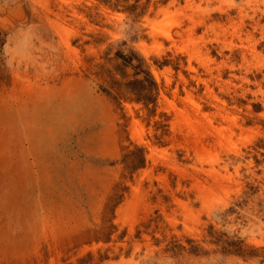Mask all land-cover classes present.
<instances>
[{
  "label": "rangeland",
  "instance_id": "obj_1",
  "mask_svg": "<svg viewBox=\"0 0 264 264\" xmlns=\"http://www.w3.org/2000/svg\"><path fill=\"white\" fill-rule=\"evenodd\" d=\"M0 264H264V0H0Z\"/></svg>",
  "mask_w": 264,
  "mask_h": 264
},
{
  "label": "trees",
  "instance_id": "obj_2",
  "mask_svg": "<svg viewBox=\"0 0 264 264\" xmlns=\"http://www.w3.org/2000/svg\"><path fill=\"white\" fill-rule=\"evenodd\" d=\"M115 10L134 15L135 17H141L148 11V6L150 0H97ZM116 60H121L120 64L116 66V70L126 77L125 69L130 67L133 70V79L124 83L120 81H114L113 87L118 91L124 86L125 91L132 94L135 101L143 102L145 105L150 103L155 104L158 96V85L152 77L148 67L146 66L145 60L140 57L134 51H129V53H123L118 51L115 54ZM119 94V93H118ZM212 237L215 238L216 243H218L224 252H244L242 248V241L233 240L228 241L222 239V236H215V233H211ZM237 248L231 249V248Z\"/></svg>",
  "mask_w": 264,
  "mask_h": 264
}]
</instances>
